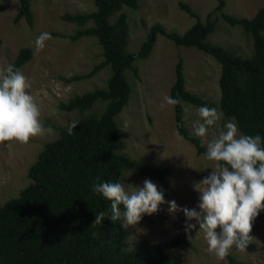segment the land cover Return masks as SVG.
Masks as SVG:
<instances>
[{
	"label": "trees",
	"instance_id": "16d2710c",
	"mask_svg": "<svg viewBox=\"0 0 264 264\" xmlns=\"http://www.w3.org/2000/svg\"><path fill=\"white\" fill-rule=\"evenodd\" d=\"M14 21L24 19L33 24L30 0H18ZM90 12L64 13V21L75 23L74 33L61 35L72 41L85 36L97 39L102 59L86 73L66 77L79 81L93 77L105 67L110 75L104 87L74 94L58 104L66 112H88L74 119L78 125L68 134L69 124L56 126L58 136L47 141L27 169L28 183L16 197L0 204V264H177L169 252L188 245L185 229L168 239L140 242L125 249L123 218L112 222L110 202L92 190L94 183L119 182L126 170L157 179L168 188L167 170L150 162L137 160L117 149L122 129L117 114L128 103L131 85L126 72H137L136 58L150 56L157 35L178 46L195 47L212 57L219 66L218 101L187 89L183 62L175 65V79L170 97L179 99L174 106V124L179 135L189 141L198 155H206L207 145L186 125L183 102L197 108L206 106L232 119L243 135L262 138L264 145V4L252 17H238L221 10L220 3L202 20L188 3L180 6L194 23L183 33L169 31L160 23L149 27L146 38L136 52H130L129 22L124 6L136 9L139 0H93ZM215 11L229 26L240 27L252 41V51L244 56L234 49L212 43L208 36L217 25ZM92 22L91 25H87ZM1 43V38H0ZM32 51L21 47L11 62L19 69L30 60ZM103 108L100 111L101 104ZM97 106V113L91 110ZM99 177V180L97 179ZM123 212V206H121ZM104 212L105 220L94 224L96 214ZM251 243L247 250H254ZM228 264H244L229 254Z\"/></svg>",
	"mask_w": 264,
	"mask_h": 264
},
{
	"label": "rangeland",
	"instance_id": "374dc122",
	"mask_svg": "<svg viewBox=\"0 0 264 264\" xmlns=\"http://www.w3.org/2000/svg\"><path fill=\"white\" fill-rule=\"evenodd\" d=\"M33 12L32 26L22 18L14 21L19 8L18 0H0V71L7 68L14 60L21 47H29L32 56L20 70L31 84L28 89L41 109V122L53 129V134L32 138L27 145L13 143L11 150L0 147V204L16 197L28 183L27 169L36 159L43 145L58 136L56 126L66 125L88 112H66L58 104L74 94L104 87L110 75L107 66L93 77L79 81H67L66 77L86 73L102 59L101 47L96 38L82 37L72 41L61 35L75 32V23L64 21V13L90 12L95 9L93 0H30ZM221 0H139L136 9L124 6L129 22L128 50L136 52L146 38L153 23L162 24L169 31L183 33L195 19L182 7L180 2L188 3L202 20ZM221 10L238 17H252L264 4V0H222ZM216 29L208 36L215 44L227 46L237 53L247 56L252 51L251 38L240 28L229 26L215 11ZM88 22L87 25H91ZM43 32L51 34L52 39L46 46L36 50V38ZM181 59L186 87L205 98L218 101L219 66L209 55L195 47L178 46L172 40L159 34L153 50L147 58H136L132 70L126 72L131 85L128 103L116 116V122L122 129L117 149L137 160L150 162L153 166L167 170L168 188L157 179H152L136 169L126 170L121 183L143 186L146 179L153 181L158 189L164 190L166 203L151 216L145 215L136 226H130L125 232V249L130 250L140 242H156L175 236L185 229V217L182 212L169 214L168 203L175 200L180 207L195 208L199 203V193L193 184L210 175L213 162L198 155L195 147L183 139L174 124V106L164 102L170 96V89L175 79V65ZM100 111H102L103 104ZM164 104V107L161 105ZM187 127L194 134L193 125L200 119L197 107L183 102ZM95 106L91 112L97 113ZM218 111V110H217ZM221 114L220 111H218ZM230 118L221 119L209 129L207 142L217 138L224 130ZM240 133V132H239ZM241 134V133H240ZM124 222V221H123ZM251 235L254 250L241 253L234 247L230 251L236 260L244 264H264V211L253 223ZM188 245H183L169 252L177 264H228L227 259L218 261L207 250L208 245L201 232L193 231L187 235Z\"/></svg>",
	"mask_w": 264,
	"mask_h": 264
},
{
	"label": "clouds",
	"instance_id": "9594fccd",
	"mask_svg": "<svg viewBox=\"0 0 264 264\" xmlns=\"http://www.w3.org/2000/svg\"><path fill=\"white\" fill-rule=\"evenodd\" d=\"M50 39V33H41L35 41L36 50H42ZM30 88L28 78L13 65L0 71V147L11 150L13 143L27 145L32 138L53 134V129L41 122V109L29 94ZM164 102L169 106L181 103L167 95ZM197 112L200 119L193 125L194 135L206 138L221 114L206 106L199 107ZM77 125L78 121L69 124V135ZM205 159L213 162V167L210 175L193 184L194 191L199 193L198 205L180 207L172 200L167 202L168 210L170 215L182 212L185 233L190 237L193 231L196 235L202 232L208 252L218 261H224L233 247L244 253L256 239L251 235L253 223L264 211L262 138L240 134L237 124L228 121L219 136L207 142ZM92 190L110 202L108 219L115 222L123 218L121 226L125 229L138 225L145 215L157 213L160 205L166 203L164 190L158 189L150 179L142 187L128 185L127 189L125 183H94ZM104 220L105 213L100 212L93 225Z\"/></svg>",
	"mask_w": 264,
	"mask_h": 264
}]
</instances>
